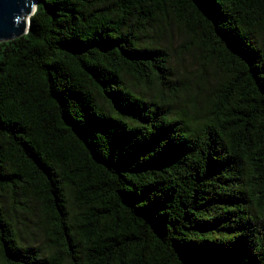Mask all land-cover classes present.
<instances>
[{"label": "trees", "instance_id": "16d2710c", "mask_svg": "<svg viewBox=\"0 0 264 264\" xmlns=\"http://www.w3.org/2000/svg\"><path fill=\"white\" fill-rule=\"evenodd\" d=\"M0 43V264H264V0H35Z\"/></svg>", "mask_w": 264, "mask_h": 264}, {"label": "water", "instance_id": "95a60500", "mask_svg": "<svg viewBox=\"0 0 264 264\" xmlns=\"http://www.w3.org/2000/svg\"><path fill=\"white\" fill-rule=\"evenodd\" d=\"M36 8L35 0H0V43L26 34Z\"/></svg>", "mask_w": 264, "mask_h": 264}]
</instances>
